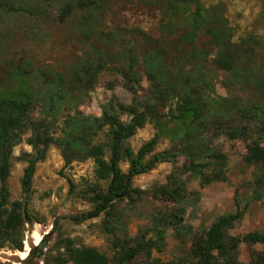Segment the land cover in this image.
Returning <instances> with one entry per match:
<instances>
[{
  "label": "rangeland",
  "instance_id": "rangeland-1",
  "mask_svg": "<svg viewBox=\"0 0 264 264\" xmlns=\"http://www.w3.org/2000/svg\"><path fill=\"white\" fill-rule=\"evenodd\" d=\"M200 2L213 17L210 26L222 28L221 40L227 42V39L230 53L238 57L236 69L253 76L264 55V0ZM165 3L166 0H0V93L18 91L31 99L26 124L46 120L48 132L55 137L59 136L62 122L68 116L99 117L101 107L111 98L129 105L132 95L123 87L117 72L127 66L129 56L141 60L150 46L147 41H141L132 49L131 41L137 37L136 32L153 41L176 39L183 32L181 28L163 32L161 13ZM67 4L73 5V11L61 20L60 12ZM196 47L209 57L207 62L201 61V69L198 68L207 84L199 90L202 96L226 99L246 112L230 113L228 123L218 129L209 126L203 134L206 146L227 155L225 181L200 189L198 179L185 171V161L178 158L175 164H160L136 177L133 188L143 194L133 203L116 204L112 218L101 215L78 222L76 218L92 208V190L97 185L105 187L94 178L92 160L65 162L61 151L51 146L44 161L36 165L31 191L25 196L21 179L27 166L25 160L33 155L26 143L31 136L27 129L12 148L7 187L9 204L21 203L29 222L24 226L23 251L17 252L8 246L0 248L1 264H43L45 256L62 253L64 240H71L76 248L96 249L111 259L115 241L124 240L126 236L136 238L159 213L175 208L157 192L171 175L183 180L187 192H200L199 200L195 204L190 201L185 214V223L193 235H200L217 218L234 213V198L246 213L231 234L264 233V190L258 198L251 191L254 177L264 175V170L244 162L247 144L259 141L264 146V137L260 139L257 133V128L264 124V86L260 89L248 81H238L210 64L217 49L204 34L198 37ZM97 56L104 58L107 70L89 84L81 69L88 63L95 64ZM164 64L166 80L176 86L184 61L170 59ZM135 72L142 90L146 91L149 83L143 67L137 66ZM59 79L63 80L64 101L57 105L50 103L49 98L56 91ZM232 126L246 127L245 138L229 140L225 132ZM154 134L152 125L147 124L137 131L128 145L136 152ZM168 148L169 143L161 140L155 152ZM120 168L126 172L127 164H121ZM189 246L188 238L181 243L169 231L165 251L153 254V259L162 264H178L188 255ZM36 248H41L40 257H37ZM250 249L263 251L260 245L251 248L242 245L238 251L241 263L249 264ZM30 252L32 255L26 260ZM135 264H151V261L140 258Z\"/></svg>",
  "mask_w": 264,
  "mask_h": 264
},
{
  "label": "trees",
  "instance_id": "trees-1",
  "mask_svg": "<svg viewBox=\"0 0 264 264\" xmlns=\"http://www.w3.org/2000/svg\"><path fill=\"white\" fill-rule=\"evenodd\" d=\"M72 8V4L64 6L60 19L69 17ZM161 15L163 32L178 28L183 32L176 39L168 37L159 41L136 32L137 37L131 41L132 49L141 41H147L150 46L141 60L129 56L127 66L117 72L123 87L132 95L129 105L111 98L101 107L99 117H83L80 114L68 116L62 122L59 136L55 137L48 132L46 120L44 123L26 124L31 99L18 91L12 94L8 91L0 93V248L8 246L14 251H23L24 226L29 218L21 203L9 204L7 180L12 148L20 134L27 129L31 136L26 143L33 155L27 156V166L21 179V189L25 196L31 191L36 165L44 161L51 146L61 151L65 162L92 160L94 178L99 184L104 183L105 187L97 185L92 190V208L76 218L78 222L96 219L101 215L112 218L116 204L124 201L133 203L143 194L133 188L136 177L149 173L157 165L175 164L178 158L185 161V171L198 179L200 189L214 182L225 181L227 155L206 146L203 134L209 126L218 129L223 123H228L230 113L240 115L246 112L232 106L226 99L202 96L199 90L207 84L198 68L201 69L199 63L207 62L209 57L196 47V43L198 37L204 34L217 49V53L210 58V64L230 73L236 80L248 81L260 89L264 86V55L253 76L243 70L239 72L236 69L238 57L230 53L229 41L221 40L224 35L222 28L210 26L213 17L207 13L200 0H166ZM170 59L184 61L176 86L165 78L167 69L164 62ZM137 66H142L145 71L149 83L146 91L142 90L135 72ZM105 70L104 58L97 56L96 63H88L81 69V73L87 83L93 84L95 78ZM62 84L63 80L59 79L56 91L49 98L50 103L58 105L64 101ZM147 124L152 125L155 134L134 152L128 141ZM228 129L225 136L229 140L244 139L247 134L244 126ZM257 133L260 139L264 137V124L257 128ZM161 140L167 141L169 148L156 153L155 149ZM245 149V164L264 170V146L259 141H253ZM123 163L127 164L126 172L120 168ZM262 190L264 175L255 176L251 183L252 195L258 198ZM157 192L175 208L159 213L136 238L126 236L124 240L115 241L111 259L96 249L76 248L71 240H64L62 253L45 256L43 264H135L140 258L151 261V264H162L153 259V254L165 251L169 231L181 243L189 239L188 255L181 258L178 264H243L238 259L242 245L263 247L262 252L250 249L249 264H264V233L252 232L243 236L231 234L241 224L246 213V209L236 204L235 198L234 213L217 218L200 235H193L190 226L185 223V214L190 201L195 204L199 200L200 192H187L183 180L174 175L169 176L167 183ZM36 250L37 257H40L41 248ZM31 255L32 252L26 260Z\"/></svg>",
  "mask_w": 264,
  "mask_h": 264
}]
</instances>
